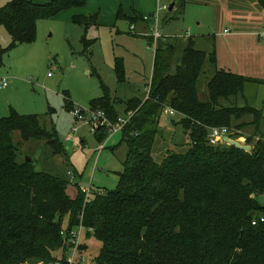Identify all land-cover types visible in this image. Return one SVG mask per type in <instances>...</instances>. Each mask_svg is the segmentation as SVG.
Segmentation results:
<instances>
[{"label":"trees","instance_id":"trees-1","mask_svg":"<svg viewBox=\"0 0 264 264\" xmlns=\"http://www.w3.org/2000/svg\"><path fill=\"white\" fill-rule=\"evenodd\" d=\"M255 1L264 11V0ZM86 4L87 0L5 4L0 27L11 44L0 47V64L7 51L36 41L40 20ZM180 5L183 9L186 1L180 0ZM98 17H73V23L85 30L82 44L87 50L97 40L89 39L88 33L98 28ZM118 19L145 21L138 14L126 17L123 10ZM175 55L176 43L167 41L156 51L148 97L121 103L133 117L122 133L121 144L128 151L115 190H91L89 197L75 183L78 194L72 197V170L54 175L37 171L34 160L18 161L14 132L26 142L44 141L54 155L68 158L56 127L47 130L38 115L0 118V264H67L70 236L61 233L80 225L88 239L101 245L91 264H264V205L257 199L264 193V114L236 103L247 84L260 81L219 70L215 53L198 50L192 38L173 70ZM208 65L214 73L201 79ZM114 72L120 84L126 83L119 58ZM101 82L104 96L91 103V110H102L115 122L120 117L116 101ZM166 108L180 117L176 124L189 142L186 150H179L181 144H172L175 136L168 139L176 150L157 160L154 149L157 138H164L159 126ZM220 127L228 128L234 140L246 138L251 151L226 143L212 145L211 131ZM94 135L100 143L109 137L104 129ZM85 248L81 246L82 253Z\"/></svg>","mask_w":264,"mask_h":264},{"label":"rangeland","instance_id":"rangeland-1","mask_svg":"<svg viewBox=\"0 0 264 264\" xmlns=\"http://www.w3.org/2000/svg\"><path fill=\"white\" fill-rule=\"evenodd\" d=\"M212 1L213 4L209 5L188 4L184 15L169 23H166V12L159 13L158 30L163 37L161 40L165 41L164 44L166 40L175 42V38L178 41L175 55L177 61L188 35L195 37L217 34L225 43L221 35L225 28H232V24H228L222 13L219 15L218 7L223 1ZM251 1L257 4L255 0ZM164 3L166 5V1H161L159 7ZM151 21V26L146 25L142 33L137 31L139 22L128 23L121 20L116 28L103 24L98 30L90 32L88 38L97 40L87 50L82 44L83 27L58 17L40 20L36 41L33 44H22L4 54L0 64V83L3 79H8L10 87L0 90V118L9 117L12 113L40 116L41 123L47 130L56 127L68 154V158L64 155L56 156L46 142L37 140L26 142L22 140L19 132H14L13 139L18 146L20 163L31 158L37 171L54 175H64L72 170L75 173L72 177L76 176L70 188L72 197L78 194L75 183L82 189L90 187L93 192H107L118 187V173L124 169L128 151L127 146L121 144L122 133L108 137L100 143L91 127L83 121L79 122L72 112L73 110L91 112V103L104 96L102 80L116 101L119 116L129 117L133 114L126 113V107L121 103L133 98L144 101L147 97L153 75L156 43L151 29L154 23ZM131 24L136 28L134 32L130 30ZM118 30L123 36L118 34ZM147 42L152 46L149 50L146 49ZM10 44V35L4 27H0V47L7 49ZM116 58L124 63L126 83L118 82L114 72ZM255 87L257 85L247 84L246 91L238 97L236 102L238 106L243 107L246 104L260 106L264 91H257ZM205 90L201 88V91ZM205 97L202 96L203 99ZM179 121L180 117L177 114L162 115L159 127L164 138H157L154 149L157 160L168 151L176 150L172 146L175 142L182 145L179 150H186L189 138L181 125L176 124ZM74 128H78L76 133L72 131ZM69 135L75 137L73 142L66 141ZM174 136L175 141L169 143L168 139ZM164 140L167 142L164 143ZM239 141L247 145L246 138H240ZM101 145L105 147L100 152ZM257 199L264 205L263 194L258 195ZM67 223L68 221L65 222V227L68 226ZM82 233V245H86V248L82 253L83 257L80 258H84V263L78 264H91L98 256L101 245L93 237L88 239L86 230ZM72 255V251L69 250L67 258Z\"/></svg>","mask_w":264,"mask_h":264},{"label":"crops","instance_id":"crops-1","mask_svg":"<svg viewBox=\"0 0 264 264\" xmlns=\"http://www.w3.org/2000/svg\"><path fill=\"white\" fill-rule=\"evenodd\" d=\"M10 1L11 0H0V8ZM32 1L38 4H44L51 0ZM161 1H166V5H168V10L163 11L166 12V23L173 21V19H177L178 16H183L188 4H213L212 0H185L186 5L182 9L180 0H87V4L84 8L64 11L56 17L62 18L66 22L73 23L74 16L97 14L99 16L98 28L103 26V24L116 28L118 25L117 23L121 21L118 19L120 10H123L124 15L129 18H133L135 14L145 17L148 16V14H153L158 9ZM167 1L169 3H167ZM222 1L223 2L218 7L220 9L219 15L222 13V16H224V19L227 20L228 24H232V28H225L223 31L224 33L221 35L224 38L225 43L222 42L217 34L204 36L198 35L195 37H189L188 35L183 43L184 46L181 49L178 61L175 59L176 64L174 63L172 69L174 70L179 64L178 62L180 61L187 41L189 38H192L196 42V48L198 50L207 53H215L217 68L219 70L258 80L260 83H254L257 85V87H255L257 88L256 90L264 91V40L259 39L257 36V33L262 29L264 24V11L259 8L257 4L255 5L252 3L251 0ZM171 6H173L172 11L169 10ZM127 22L129 23V21ZM151 22L152 21H139L137 31L142 33L146 25L151 26ZM130 26H132V24ZM98 28H91L88 36L91 31L98 30ZM130 30L134 32L136 28L132 30L130 27ZM117 32L123 36L121 31L118 30ZM170 38L174 37H168V39ZM164 42L165 41L161 39L156 41L154 47L155 52L153 54L154 57L157 50L163 49ZM177 42L178 41L175 38L176 45ZM151 48L152 46L147 42L146 49L149 50ZM206 72L207 73L204 74L201 79H209L214 73V68L208 65ZM255 108L264 113V98L262 99L260 106L257 105ZM70 136L72 135H69L68 137Z\"/></svg>","mask_w":264,"mask_h":264},{"label":"built area","instance_id":"built-area-1","mask_svg":"<svg viewBox=\"0 0 264 264\" xmlns=\"http://www.w3.org/2000/svg\"><path fill=\"white\" fill-rule=\"evenodd\" d=\"M168 10V5H162L160 7H158L157 11L155 12V14H153L152 16H145L144 20L146 22H149L151 20H153L154 26L152 25L151 29L153 31V37L155 39V41L162 39V35L158 30V24L160 22V15L159 13L162 11H166ZM152 24V22H151ZM131 29L134 30L135 27L134 25L131 26ZM229 32V31H226ZM257 36L259 39L264 40V24L262 29L257 33ZM10 86V80L8 79H3L0 83V90L6 89ZM150 90L148 89L147 92V97L149 94ZM146 97V98H147ZM165 114L167 115H173L176 112L174 111V109L172 108H166L165 109ZM72 114L76 117V119L80 122L83 121L86 124H88L91 127V130L93 133H96L99 129H104L108 132L109 137L115 135V134H119V133H123L126 126L128 125V123L130 122L131 118L133 117V114H130V116L128 117H119L115 122H112L108 116L106 115V113L102 110H95L92 111L90 113H86L84 111H80V110H73ZM74 133H76L78 131V128H74L72 130ZM231 135V131L226 128V127H220V128H213L209 137L210 143L212 145H217L218 143H224L223 142V138L224 137H229L230 138ZM74 137L70 136L67 138V141H74ZM232 139V138H231ZM227 144V143H226ZM104 145H101L100 147V152L104 149ZM74 177H71V181L73 182ZM82 191L89 196L91 193V188L87 187V188H83ZM262 195V194H260ZM264 195V193H263ZM253 197H255L253 195ZM261 222H264V217L261 216L260 218ZM258 223L257 218L254 219L253 221V225H256ZM77 228H79L78 230H71L70 232L67 233V231H63L61 234L63 236H67V234H69L70 236V245H71V251L73 253L72 257L67 258V264H78L80 263H84V258L80 259L81 257H83L82 251H81V246H82V237H83V230H86L82 225L78 226ZM87 231V230H86ZM78 257V259H77ZM44 264V263H43ZM56 264H61V263H56Z\"/></svg>","mask_w":264,"mask_h":264},{"label":"water","instance_id":"water-1","mask_svg":"<svg viewBox=\"0 0 264 264\" xmlns=\"http://www.w3.org/2000/svg\"><path fill=\"white\" fill-rule=\"evenodd\" d=\"M169 10L172 11L173 10V6H171ZM223 142L227 143L228 145L233 146V147H235V148H237L239 150L245 151V152H250L251 151V146L243 144L242 142L234 140V139H231L229 137H224L223 138ZM25 162L26 163H31L32 159L29 158ZM254 216H255V213H252L251 217H254Z\"/></svg>","mask_w":264,"mask_h":264}]
</instances>
